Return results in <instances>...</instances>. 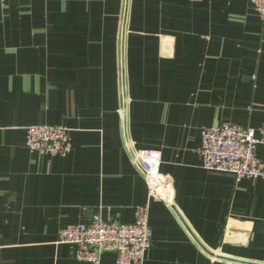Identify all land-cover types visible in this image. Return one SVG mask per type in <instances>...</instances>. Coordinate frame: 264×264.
Masks as SVG:
<instances>
[{
  "label": "crops",
  "instance_id": "crops-1",
  "mask_svg": "<svg viewBox=\"0 0 264 264\" xmlns=\"http://www.w3.org/2000/svg\"><path fill=\"white\" fill-rule=\"evenodd\" d=\"M124 10L125 0L0 2V264H90L59 233L95 215L128 224L140 206L152 232L143 264H264V179L206 170L200 156L202 128L264 123V20L248 0H129L131 156ZM29 126H65L70 152H31ZM141 150L160 154L171 202L149 191ZM255 152L264 168V146Z\"/></svg>",
  "mask_w": 264,
  "mask_h": 264
},
{
  "label": "built area",
  "instance_id": "built-area-1",
  "mask_svg": "<svg viewBox=\"0 0 264 264\" xmlns=\"http://www.w3.org/2000/svg\"><path fill=\"white\" fill-rule=\"evenodd\" d=\"M13 0H0L6 3ZM261 20H264V0H248ZM264 146V123L252 129L223 123L201 130L200 156L203 168L209 171L232 174L237 179L263 178L264 168L256 156V147ZM26 146L31 152L42 155L64 156L71 150L69 130L65 126H29L26 128ZM142 168L152 195L163 202H171L170 179L159 172L160 154L141 150L134 153ZM148 224V208H135L131 223L103 220L92 216L86 223L70 225L59 233V242L75 248L79 262L101 264L106 253L115 255V264H143L152 244Z\"/></svg>",
  "mask_w": 264,
  "mask_h": 264
},
{
  "label": "water",
  "instance_id": "water-1",
  "mask_svg": "<svg viewBox=\"0 0 264 264\" xmlns=\"http://www.w3.org/2000/svg\"><path fill=\"white\" fill-rule=\"evenodd\" d=\"M128 2L129 0H125V10H124V18H123V25H122V36H121V84H122V96H123V132H124V139H125V143L127 146V150L128 152L131 154V156L133 155L131 146L129 144L128 141V137H127V114H126V108H127V103H126V91H125V71H124V37H125V28H126V20H127V11H128ZM8 196H5L2 200H1V206L4 205L6 203ZM180 221L182 222V224L184 225L185 229L187 230V232L190 234V236L196 241V243L200 246V248H202L206 253L211 254V252H209L208 250H206V248H204L202 246V244L197 240V238L194 236V234L191 232V230L186 226L185 222L183 221V219L181 218L180 215H178ZM221 260L226 261V262H232V263H237V264H255V263H250V262H245V261H241V260H235V259H231V258H227L224 256H220L219 257Z\"/></svg>",
  "mask_w": 264,
  "mask_h": 264
}]
</instances>
